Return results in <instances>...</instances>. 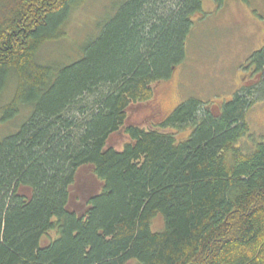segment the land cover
Listing matches in <instances>:
<instances>
[{"label":"trees","instance_id":"trees-1","mask_svg":"<svg viewBox=\"0 0 264 264\" xmlns=\"http://www.w3.org/2000/svg\"><path fill=\"white\" fill-rule=\"evenodd\" d=\"M85 2L0 0V101L16 82L0 120L27 111L0 141V264H264V137L251 153L239 146L254 87L219 114L189 99L109 147L129 107L184 61L202 0H127L75 61L38 62ZM249 64L263 96L264 48ZM187 128L182 141L166 131ZM83 168L102 187L78 213L69 203Z\"/></svg>","mask_w":264,"mask_h":264},{"label":"rangeland","instance_id":"rangeland-1","mask_svg":"<svg viewBox=\"0 0 264 264\" xmlns=\"http://www.w3.org/2000/svg\"><path fill=\"white\" fill-rule=\"evenodd\" d=\"M127 0H86L72 11L65 29V38L45 45L38 55L41 64L66 65L82 55L80 49L93 41L103 26L112 19ZM193 27L185 47V59L176 65L167 80L153 84L150 102L132 105L128 109L125 127L109 140V147L121 150L129 141V126L151 129L161 124L181 104L197 99L219 114L222 105L231 101L244 86H252L249 93L252 106L246 119L249 133L239 146L251 153L264 137V95H260L253 78L250 57L264 48V0H202L201 11L192 17ZM66 63V64H65ZM15 79V78H14ZM9 81L0 101L8 103L16 82ZM259 93V94H258ZM260 96V97H259ZM27 117V111L9 123L0 120V141L16 131ZM178 141L187 139L190 128L166 130ZM92 168L80 169L71 188L69 209L78 213L87 210L89 199L99 193L102 185L93 176ZM155 232L164 229L161 217L152 223ZM56 238L51 232L45 239ZM46 240V241H47Z\"/></svg>","mask_w":264,"mask_h":264},{"label":"flooded vegetation","instance_id":"flooded-vegetation-1","mask_svg":"<svg viewBox=\"0 0 264 264\" xmlns=\"http://www.w3.org/2000/svg\"><path fill=\"white\" fill-rule=\"evenodd\" d=\"M252 76H253V78H251L250 80L251 81H254L253 83H255L256 82V79L258 78V77H256V76H254L253 74H252ZM248 86L247 85H244L241 89H245V88H247ZM240 89V90H241ZM214 112V111H213ZM215 113V112H214Z\"/></svg>","mask_w":264,"mask_h":264},{"label":"bare ground","instance_id":"bare-ground-1","mask_svg":"<svg viewBox=\"0 0 264 264\" xmlns=\"http://www.w3.org/2000/svg\"><path fill=\"white\" fill-rule=\"evenodd\" d=\"M57 38V37H56ZM164 76V75H163ZM259 94V93H258ZM129 132V131H128Z\"/></svg>","mask_w":264,"mask_h":264}]
</instances>
